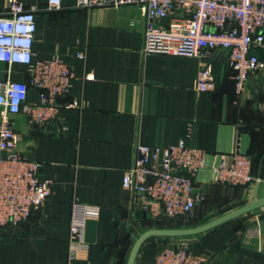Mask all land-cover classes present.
<instances>
[{
  "label": "crops",
  "instance_id": "crops-1",
  "mask_svg": "<svg viewBox=\"0 0 264 264\" xmlns=\"http://www.w3.org/2000/svg\"><path fill=\"white\" fill-rule=\"evenodd\" d=\"M12 1L0 0V14ZM19 1L37 8L35 58L59 56L75 77L43 128L25 112L0 107V124L11 121L17 151L41 163L40 179L52 181L51 196L27 222L0 231V264H65L70 256L75 264H127L141 237L134 264H155L161 247L182 242L209 264H264V204L206 231L177 234L264 201V68L251 74L239 103L226 51L207 63L214 88L206 92L196 88L204 64L197 58L145 55L147 21L140 7L78 8L77 0H63L61 9L49 10L48 0ZM255 54L264 63V46ZM89 74L94 80L86 79ZM0 80L29 82L30 75L25 66L0 62ZM74 101L83 106L69 107ZM40 102L31 90L28 104ZM191 129L190 144L208 153V166L196 178L205 200L192 216L168 219L160 202L126 189L124 175L134 166L137 144L175 145ZM237 149L251 155L260 182L218 179L215 167ZM75 203L101 208L100 218L88 220L82 243L70 241Z\"/></svg>",
  "mask_w": 264,
  "mask_h": 264
},
{
  "label": "built area",
  "instance_id": "built-area-1",
  "mask_svg": "<svg viewBox=\"0 0 264 264\" xmlns=\"http://www.w3.org/2000/svg\"><path fill=\"white\" fill-rule=\"evenodd\" d=\"M63 0H48V9H61ZM140 7L146 18L145 55L162 54L194 57L201 65L196 88L206 92L214 88L209 60L218 51L227 52L234 71L238 102L247 97L251 74L264 63L255 54L264 46V0H77L78 8L100 6ZM36 7L13 0L8 11L0 14V62L25 66L29 82L0 80V107L6 113L25 112L32 122L45 127L55 119L69 94L74 71L59 56L48 60L35 58L33 46L37 33ZM170 18L168 26L161 25ZM85 57L84 53L79 54ZM87 80H94L89 74ZM35 90L41 102L28 104ZM80 101L69 107L81 108ZM192 129L170 146L137 144L134 166L124 175V187L145 194L163 205L168 219L189 217L205 195L196 188V178L208 166V153L192 146ZM42 164L21 155L16 149V133L6 117L0 124V231L16 230L28 221L51 196L52 181H42ZM218 179L232 185L260 182L252 173V158L237 149L230 160L215 167ZM97 205L75 203L70 220V241L84 242L89 219L100 218ZM65 264H75L70 256ZM155 264H209L208 258L190 249L186 242L161 247Z\"/></svg>",
  "mask_w": 264,
  "mask_h": 264
},
{
  "label": "water",
  "instance_id": "water-1",
  "mask_svg": "<svg viewBox=\"0 0 264 264\" xmlns=\"http://www.w3.org/2000/svg\"><path fill=\"white\" fill-rule=\"evenodd\" d=\"M262 204H264V201L256 200L253 204L248 205V206H246V207H244V208H242V209H240V210L228 215L227 217H225L223 219H220V220H217L215 222L209 223V224H207L205 226H202L201 228H198V229L179 230L177 234L178 235H186V234L188 235V234H193V233H199V232L206 231V230H208V229H210V228H212V227H214L216 225L224 223V222H226L228 220H231L233 218L239 217V216L245 214L246 212L251 211L252 209H254V208H256V207H258V206H260ZM142 238L143 237L138 239V241H137V243H136V245H135L130 257H129V260H128L127 264H134L135 263V259H136V255H137L139 246L141 245L142 240H143Z\"/></svg>",
  "mask_w": 264,
  "mask_h": 264
},
{
  "label": "rangeland",
  "instance_id": "rangeland-1",
  "mask_svg": "<svg viewBox=\"0 0 264 264\" xmlns=\"http://www.w3.org/2000/svg\"><path fill=\"white\" fill-rule=\"evenodd\" d=\"M186 219H187V221L189 220L188 218H185V220H183V221H186Z\"/></svg>",
  "mask_w": 264,
  "mask_h": 264
},
{
  "label": "trees",
  "instance_id": "trees-1",
  "mask_svg": "<svg viewBox=\"0 0 264 264\" xmlns=\"http://www.w3.org/2000/svg\"><path fill=\"white\" fill-rule=\"evenodd\" d=\"M250 156H251V155H250ZM254 173H256L255 170H254Z\"/></svg>",
  "mask_w": 264,
  "mask_h": 264
}]
</instances>
